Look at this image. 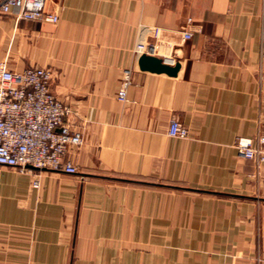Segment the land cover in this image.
<instances>
[{"label": "crops", "instance_id": "1", "mask_svg": "<svg viewBox=\"0 0 264 264\" xmlns=\"http://www.w3.org/2000/svg\"><path fill=\"white\" fill-rule=\"evenodd\" d=\"M45 5L59 21L0 14V62L50 67L84 143L76 173L0 166V264H264V164L235 146L264 134V0ZM140 41L177 74L142 69Z\"/></svg>", "mask_w": 264, "mask_h": 264}, {"label": "built area", "instance_id": "2", "mask_svg": "<svg viewBox=\"0 0 264 264\" xmlns=\"http://www.w3.org/2000/svg\"><path fill=\"white\" fill-rule=\"evenodd\" d=\"M45 4L46 0H0V14H10L18 20L59 21V15L47 10ZM158 35L156 29L154 36ZM192 36V32H185V38ZM157 51L155 42L140 41L134 47V52L140 55H156ZM53 76L50 67L32 65L13 70L6 60L0 62V166L21 172L78 171L67 154L83 145L84 133L68 119L71 106L51 89ZM131 82V70L126 69L117 92L120 100H126ZM189 134V128L179 118L171 119L169 135L186 138ZM235 146L241 157L254 160L257 165L264 164V134L239 136ZM32 184L38 188L39 179L35 178Z\"/></svg>", "mask_w": 264, "mask_h": 264}, {"label": "water", "instance_id": "3", "mask_svg": "<svg viewBox=\"0 0 264 264\" xmlns=\"http://www.w3.org/2000/svg\"><path fill=\"white\" fill-rule=\"evenodd\" d=\"M139 65L144 70H150L154 72H166L170 75L177 74L180 68L179 62L171 64L170 61L164 58L146 53L140 56Z\"/></svg>", "mask_w": 264, "mask_h": 264}]
</instances>
